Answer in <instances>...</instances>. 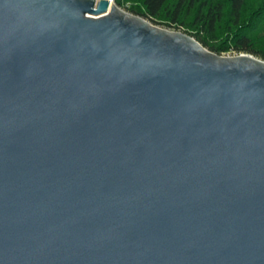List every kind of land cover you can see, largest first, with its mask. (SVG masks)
Returning <instances> with one entry per match:
<instances>
[{"label":"water","instance_id":"obj_1","mask_svg":"<svg viewBox=\"0 0 264 264\" xmlns=\"http://www.w3.org/2000/svg\"><path fill=\"white\" fill-rule=\"evenodd\" d=\"M0 264H264V60L0 0Z\"/></svg>","mask_w":264,"mask_h":264},{"label":"trees","instance_id":"obj_2","mask_svg":"<svg viewBox=\"0 0 264 264\" xmlns=\"http://www.w3.org/2000/svg\"><path fill=\"white\" fill-rule=\"evenodd\" d=\"M152 23L177 27L218 55L264 60V0H116Z\"/></svg>","mask_w":264,"mask_h":264},{"label":"rangeland","instance_id":"obj_3","mask_svg":"<svg viewBox=\"0 0 264 264\" xmlns=\"http://www.w3.org/2000/svg\"><path fill=\"white\" fill-rule=\"evenodd\" d=\"M116 5V3H115ZM119 7V6H118ZM120 8V7H119ZM122 9L124 12L126 13H129L131 14L129 11H128V8H120ZM150 22V21H149ZM152 23V22H150ZM154 26L158 27V28H161V29H164V30H168V31H171V32H183L182 30L178 29L177 27H168L167 25H164V24H156V23H152ZM238 54L235 53V52H230V53H224V54H221L220 56H223V57H234V56H237Z\"/></svg>","mask_w":264,"mask_h":264},{"label":"built area","instance_id":"obj_4","mask_svg":"<svg viewBox=\"0 0 264 264\" xmlns=\"http://www.w3.org/2000/svg\"><path fill=\"white\" fill-rule=\"evenodd\" d=\"M109 1H110L111 3H114V4L116 3V0H109Z\"/></svg>","mask_w":264,"mask_h":264}]
</instances>
